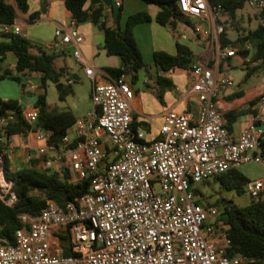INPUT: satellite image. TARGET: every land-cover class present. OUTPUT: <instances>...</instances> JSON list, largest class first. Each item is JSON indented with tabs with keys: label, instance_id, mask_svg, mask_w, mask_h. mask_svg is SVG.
Masks as SVG:
<instances>
[{
	"label": "built area",
	"instance_id": "obj_1",
	"mask_svg": "<svg viewBox=\"0 0 264 264\" xmlns=\"http://www.w3.org/2000/svg\"><path fill=\"white\" fill-rule=\"evenodd\" d=\"M209 1L177 0L179 10L192 18L194 34L215 56L189 70V93L198 111L168 110L155 140L146 141L133 126L137 92L125 73L102 80L93 67H84L92 82V108L67 130L60 146L49 143L52 131L37 128L36 107L24 111L29 132L42 143L36 152L45 158L44 167L68 170L71 183L88 179L90 184L63 207L47 200L38 215L20 214L22 227L14 241L0 238V264H255L232 250L223 207L198 185L208 186L209 180L243 165L264 163V118L234 137L217 106L220 92L233 86L220 70L222 63L249 62L252 45H246L249 53L243 58L238 47L221 44L225 11ZM247 6L261 23L264 0H248ZM77 25L72 19L54 36L63 47L73 45L72 56L85 64ZM3 32L19 34L20 27L5 25ZM256 105L264 107V95ZM15 120L7 113L0 116V126ZM4 171L0 152V200L12 206L17 198ZM263 191L264 177L246 187L252 199Z\"/></svg>",
	"mask_w": 264,
	"mask_h": 264
},
{
	"label": "trees",
	"instance_id": "obj_2",
	"mask_svg": "<svg viewBox=\"0 0 264 264\" xmlns=\"http://www.w3.org/2000/svg\"><path fill=\"white\" fill-rule=\"evenodd\" d=\"M63 1L77 24L91 21L103 31V49L108 56L121 58V68H107L105 72L113 78L123 73L129 74L132 76V83L136 84L138 74L142 71L147 78V87H150L148 81L155 78L154 83L157 85V89L154 90L155 95L162 104H164L163 94L175 89L172 80L164 74L174 69H192L194 65L193 52L187 47L177 44L176 55L165 52L154 54L153 63L156 69L154 76L152 66L145 62L133 34L135 26L151 22L152 18L148 13L139 12L130 15L125 28L121 29L119 20L113 26H108L101 20L102 7L86 9L85 4L88 0ZM141 1L159 8L155 17V21L159 25L170 28L172 31H176L179 25H185L192 30L194 22L192 18L185 16L179 10L177 0ZM13 2L15 6L0 1V27L14 25L18 17L17 11L29 15L32 19L38 16L36 13H28L29 0H13ZM247 2L248 0L209 1L211 6H222L225 16L230 19L229 25L232 21L237 20L238 13L244 10ZM261 19L262 22L258 23L256 28L239 34L235 40H230L227 37L228 25H225V31L221 37L223 46L238 47L240 49L238 53L243 58H246L249 53L246 45L248 43L252 45V57L249 62H244V64L254 62L257 65L248 71L247 76L264 67V11L261 14ZM0 37L7 39L0 40V81L12 80L24 89L26 86L22 83V76L38 74L40 75V87L45 89L48 83L58 85L65 80L66 82L72 80V77L66 76L68 70L65 67L59 69L56 67L55 59L58 54L55 50L34 45L24 36L13 32L2 33ZM8 56L14 57V66L13 68H2L1 62H4ZM71 92V84L67 82V85H63V89L59 92V99L64 100L66 95ZM34 107L39 110L37 128L52 131L49 143L56 146L62 145L67 130L77 121L72 111L50 108L45 92L37 95ZM24 111L25 109L18 100L0 98V116L12 113L16 119L8 126H0V152L8 148L12 137L26 135L31 130V126L23 117ZM240 114V112H231L226 115L228 130ZM72 147L71 144L68 148ZM262 156L264 158V146ZM44 161L43 156L31 157L27 167L13 171L10 168V159L5 155V174L7 179L13 182L11 192L15 194L17 200L12 206L0 200L1 239L9 242L14 241L16 231L22 227L20 214L36 216L45 207L47 200H52L63 207L68 201L87 192L90 184L88 179L75 184L71 183L68 170L61 173L51 171L44 167ZM214 181L220 185L224 192H232L236 195L246 194V187L251 183V180L239 169H232L219 175ZM214 204L223 207L225 223L229 227L227 235L231 240L232 250L255 260V264H264V191L259 198L252 199L246 206H238L232 199L224 196L216 198Z\"/></svg>",
	"mask_w": 264,
	"mask_h": 264
},
{
	"label": "crops",
	"instance_id": "obj_3",
	"mask_svg": "<svg viewBox=\"0 0 264 264\" xmlns=\"http://www.w3.org/2000/svg\"><path fill=\"white\" fill-rule=\"evenodd\" d=\"M0 1H4L15 6L13 0ZM116 2L120 3L119 7L115 5ZM97 7L103 8L101 17L102 21H104L108 26H113L119 20L121 29L125 28L126 21L130 15L139 12H146L151 16V22L142 23L135 26L133 29V34L145 62L152 66V72L154 76L156 71L153 63L154 54L156 52H165L170 55H176L177 44L183 45L193 52L194 64L197 62L208 63L215 56V53L209 49L206 41L195 35L189 27L185 25H179L176 31H172L170 28L159 25L155 21V17L159 11V8L155 5H149L141 0H88L85 4L86 9ZM28 13H36L38 16L32 19L29 17V15H25L17 11L18 17L14 25L20 27L19 34L27 38L34 45L55 50V52L58 54V57L55 59L56 67L58 69L65 67L68 70L67 73L70 74V76L66 75L67 77L76 75L75 71H69L71 65L67 62V57H73L72 51L74 50V46H61L59 44V40L54 36L55 29L58 26L68 27L72 20L71 14L67 10L64 1L29 0ZM250 17L248 16V18ZM237 19L239 21H243L244 17L239 15ZM229 22L230 19L225 17L224 23L225 25H228V27H230ZM3 29L4 26H1L0 34H4ZM77 29L84 39L79 48L86 63L81 64L74 57L73 58L80 66L81 72L85 75L84 67L87 65L93 67L95 72L101 77L102 80L109 79L111 76L108 75L105 70L107 68H121V58L118 56H108L106 54L105 50L103 49V31H101L99 27L93 22L86 21L84 23L78 24ZM14 63V57L8 56L4 62H1V67L13 68ZM239 64L240 62L238 63L234 61V59H230L228 61V67H236ZM228 67L225 63H222L220 70L228 75ZM181 72H183L184 75H182ZM164 75L172 80L173 84L175 85V89L173 91H166L163 94L162 100L165 105L162 104L154 92H152L157 89V85L154 83L155 78L148 81L150 87H147V78L144 72L141 71L138 74L137 83H132L133 88L137 92L133 103V125L142 131L143 129L148 130V133L146 132L145 135L146 141H153L159 136L160 128L163 124V117L168 110H175L177 112L192 111L196 113L199 109V103L189 93V70L174 69ZM182 77L186 78L185 82L181 80ZM173 78L176 79V81H173ZM22 79L25 80L26 85V87L22 89L23 93L29 92L33 89L38 90L37 94L42 93L40 88H35L37 84L40 85V75L26 74L22 76ZM70 81L71 80L67 82L72 84L73 82ZM141 88L146 89V91L141 92ZM229 89L231 88H226L220 92L222 95L220 94L221 96L219 98L217 97V106L224 113L225 117L231 112L241 113L231 124L230 130H228L234 137H237L245 128L264 118V107L261 108L256 105L257 99L261 95L248 97L245 91L239 90L230 92ZM29 95H31V93H29ZM26 107L27 108H25V110L30 109L33 106L30 107L27 105ZM81 118L82 117L76 119L79 120ZM154 123L157 124L155 127L156 131L154 133H150L152 130L151 126ZM18 136L21 137L20 145H16L12 137L10 139L8 148L1 152L4 157L5 155L9 157L10 168L13 171L27 167L31 157H39L36 150L40 145H42L41 142L39 143L36 141L33 132H28L26 135Z\"/></svg>",
	"mask_w": 264,
	"mask_h": 264
},
{
	"label": "rangeland",
	"instance_id": "obj_4",
	"mask_svg": "<svg viewBox=\"0 0 264 264\" xmlns=\"http://www.w3.org/2000/svg\"><path fill=\"white\" fill-rule=\"evenodd\" d=\"M250 12V13H249ZM244 17L243 21L234 20L230 24V27L227 28V37L230 40H235L239 34L246 33L249 30L256 28L258 25L257 19L253 17L250 8L246 5L244 10L238 13ZM237 15V17H239ZM248 16H252L248 18ZM227 17V16H225ZM0 40H7L4 37H0ZM234 61L240 62L238 58H234ZM67 62L70 63L69 71H75V74L79 76L80 81H74L71 84L72 92L68 93L64 100L59 99V90L57 89L56 85L53 83H48L46 88L43 89L40 87L39 84L35 86V88H40L42 92L46 94V101L50 108H56L58 110H71L76 118L83 117L86 113L90 111L92 108L91 103V82L90 80L81 72L80 66L76 63L75 59L71 56L67 57ZM257 63H240L238 66H231L228 67V76L233 80V86L229 89L230 92L233 91H245L248 97H254L255 95H264V67L262 69L257 70L256 72L252 73L251 75L247 76L248 71L255 67ZM184 75L183 72H181ZM22 79V78H21ZM183 82L186 81L185 77H182ZM179 80V81H181ZM173 81L176 79L173 78ZM22 83L25 84V80L22 79ZM29 83V82H28ZM33 83V82H31ZM36 84V83H35ZM39 85V86H38ZM63 85H67L66 81H63ZM26 86V85H25ZM37 88V89H38ZM153 90V89H152ZM150 90V91H152ZM37 91L33 89L29 92L23 93L21 85L16 83L12 80H4L0 81V98L2 99H16L25 109L26 106H33L36 103L37 98ZM141 92L146 91V89L141 88ZM155 94V91H152ZM31 93V95H29ZM221 94V93H220ZM218 95V98L222 95ZM23 103V104H22ZM165 105V104H164ZM157 126L156 123L152 124L151 132L154 133L156 131L155 127ZM160 127V126H159ZM143 132L146 135L148 130L143 129ZM72 136L71 133H69ZM14 143L16 145H20L21 137L14 136L13 137ZM250 180L251 183H254L256 180L264 177V163L257 164V163H250L243 165L239 168ZM210 184L200 185V188L206 193V196L210 197L211 200H215L219 196H224L226 198H230L233 202L238 206H246L250 204L252 198L249 197L247 194L244 195H236L232 192H224L221 190L220 185L215 182L213 179L209 180ZM156 190H159L156 187ZM52 242L54 244L58 243L59 241L55 238H52Z\"/></svg>",
	"mask_w": 264,
	"mask_h": 264
},
{
	"label": "water",
	"instance_id": "obj_5",
	"mask_svg": "<svg viewBox=\"0 0 264 264\" xmlns=\"http://www.w3.org/2000/svg\"><path fill=\"white\" fill-rule=\"evenodd\" d=\"M67 76H70V74L67 73ZM71 77H72V79L74 81H79L80 80L79 76H77V75H71ZM56 87H57V89L60 92L63 89V83H60V84L56 85ZM4 164H5V157H4ZM4 173H5V171H4Z\"/></svg>",
	"mask_w": 264,
	"mask_h": 264
}]
</instances>
